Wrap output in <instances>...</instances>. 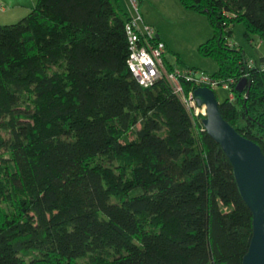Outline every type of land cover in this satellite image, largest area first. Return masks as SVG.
<instances>
[{"label": "trees", "instance_id": "obj_1", "mask_svg": "<svg viewBox=\"0 0 264 264\" xmlns=\"http://www.w3.org/2000/svg\"><path fill=\"white\" fill-rule=\"evenodd\" d=\"M181 3L213 29L199 52L230 89L223 117L264 152V69L230 42L242 23L264 43V0ZM130 19L118 0H36L0 23V264H242L232 164L165 79L132 75Z\"/></svg>", "mask_w": 264, "mask_h": 264}, {"label": "rangeland", "instance_id": "obj_2", "mask_svg": "<svg viewBox=\"0 0 264 264\" xmlns=\"http://www.w3.org/2000/svg\"><path fill=\"white\" fill-rule=\"evenodd\" d=\"M136 1L138 3V12H136L130 0H119V4L132 15L141 14L143 19L159 33L161 39L167 45L166 59L176 71L193 68L198 72L211 74L218 70V63L213 58L204 57L199 52V45L213 35V29L205 14L185 8L181 0H141L140 4L139 0ZM1 2L0 6L9 7L10 9V6L5 1ZM35 4L36 0H28L24 8L16 9V13L12 11L15 13L14 17H12L13 20L4 23L18 22L32 10ZM0 13V16H2L1 7ZM230 42L237 47H243L248 59H257V62H259L260 55L264 54V43L262 40L257 35L248 39L242 23H236L233 26ZM215 94L218 101L222 102L230 96L231 92L229 88L217 86L215 87ZM199 109L200 112L205 111L206 114L204 107ZM140 192L141 189H134L131 195H136Z\"/></svg>", "mask_w": 264, "mask_h": 264}, {"label": "water", "instance_id": "obj_3", "mask_svg": "<svg viewBox=\"0 0 264 264\" xmlns=\"http://www.w3.org/2000/svg\"><path fill=\"white\" fill-rule=\"evenodd\" d=\"M157 37L160 38L159 33ZM247 83V78H243L237 89L243 91ZM194 98L199 107L205 108V131L231 162L240 194L253 215V233L242 264H264V152L223 117L220 102L211 87H197Z\"/></svg>", "mask_w": 264, "mask_h": 264}, {"label": "built area", "instance_id": "obj_4", "mask_svg": "<svg viewBox=\"0 0 264 264\" xmlns=\"http://www.w3.org/2000/svg\"><path fill=\"white\" fill-rule=\"evenodd\" d=\"M131 1L136 12H138L137 1ZM135 2L136 4H134ZM126 30L130 43V54L127 63L135 79L145 87L153 85L159 79H165L184 106L190 111L194 110L195 114L198 115L200 107L194 98V90L186 94L180 78L183 77L189 81H193L199 84V86L211 87L213 90L215 87L220 86L219 81L207 72L187 69L181 71H176L175 69L173 71L169 70L165 62L166 44L158 40L156 30L145 22L141 14L137 13L131 16V19L126 23ZM248 65L250 67L256 65L264 69V60L257 62L249 59ZM223 86L228 89V84H224ZM202 113L205 114V111Z\"/></svg>", "mask_w": 264, "mask_h": 264}, {"label": "crops", "instance_id": "obj_5", "mask_svg": "<svg viewBox=\"0 0 264 264\" xmlns=\"http://www.w3.org/2000/svg\"><path fill=\"white\" fill-rule=\"evenodd\" d=\"M1 1H5L10 6V9H9V7L5 8L3 6H0L1 12H2V16H0V23L9 22V21L13 20L12 17H14V14L16 13V9H22L28 3V0H26V1H23V0H0V3H2ZM12 11H14L15 13ZM0 15H1V13H0ZM130 15L133 16L132 14H130ZM145 22H146V20H145ZM263 57H264V54H261L259 59H262ZM254 60L257 61V59H254Z\"/></svg>", "mask_w": 264, "mask_h": 264}]
</instances>
